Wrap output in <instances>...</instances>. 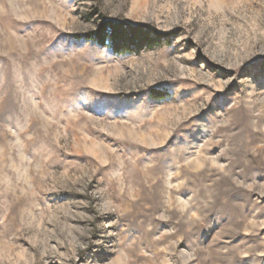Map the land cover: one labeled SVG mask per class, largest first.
<instances>
[{
	"label": "rangeland",
	"instance_id": "rangeland-1",
	"mask_svg": "<svg viewBox=\"0 0 264 264\" xmlns=\"http://www.w3.org/2000/svg\"><path fill=\"white\" fill-rule=\"evenodd\" d=\"M0 264H264V0H0Z\"/></svg>",
	"mask_w": 264,
	"mask_h": 264
},
{
	"label": "trees",
	"instance_id": "trees-1",
	"mask_svg": "<svg viewBox=\"0 0 264 264\" xmlns=\"http://www.w3.org/2000/svg\"><path fill=\"white\" fill-rule=\"evenodd\" d=\"M86 37L98 44L111 46L116 53H130L139 51L144 46L160 45L163 40L170 39L171 34L158 32L144 25H134L103 17L97 30L90 32ZM152 94L156 98L164 96L157 91Z\"/></svg>",
	"mask_w": 264,
	"mask_h": 264
}]
</instances>
